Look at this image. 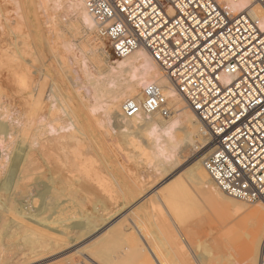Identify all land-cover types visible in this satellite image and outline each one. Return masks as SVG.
Instances as JSON below:
<instances>
[{"label": "bare ground", "instance_id": "obj_1", "mask_svg": "<svg viewBox=\"0 0 264 264\" xmlns=\"http://www.w3.org/2000/svg\"><path fill=\"white\" fill-rule=\"evenodd\" d=\"M31 1L29 5V0H0V191L11 197L15 194L12 191L27 190L28 194L36 193L34 196L41 203L40 208L33 210L31 196V202L25 206L22 203L21 207L24 213L32 215L40 229L16 225L11 235H20L24 247L34 249L33 252L57 249L59 239L54 233L43 231L45 227L54 229L45 215L77 206L80 186H94L109 199H117L118 191L114 193L112 188L114 180L111 182L105 175V159L111 154L125 153L129 161L142 159L146 167H151L149 172L164 175L168 168L176 171L182 167V175L202 188V193L210 196L211 204L220 203L226 209L218 238L228 256L227 263L258 264L264 240V203L251 207L218 190L203 165L212 148L203 152L209 146L205 125L176 93L148 52L138 49L126 58L113 60L107 47L96 43L99 38H91L96 34L97 25L86 9V0ZM223 1L236 11L251 6L264 28V9L259 4L251 0ZM65 5L69 10L66 11L74 14L68 25L73 39L60 34L61 25L67 26L61 21ZM150 83L164 87L174 113L167 120L158 115L124 119V102L133 97L143 98L144 88ZM108 128L114 135L107 132ZM122 140L130 151L122 147ZM185 189L183 184L175 190L176 194L186 192ZM163 192L164 189L156 191L153 200L166 207L169 198ZM10 205L9 213L17 209L15 202ZM243 215L249 221L253 219L250 232L247 231L251 222L245 223V219V225L249 224L246 231L237 223ZM177 225L179 229L183 226ZM137 230L127 228L119 234L110 233L102 242L83 248L76 238L74 248L82 249L61 261L69 263L78 254L93 264H188L182 251L169 253L165 258L153 253L154 242L134 236ZM191 240L188 244L193 247ZM149 255H156V259L151 260ZM203 258V264H212L209 258ZM16 263L17 260H9L0 264Z\"/></svg>", "mask_w": 264, "mask_h": 264}, {"label": "built area", "instance_id": "obj_2", "mask_svg": "<svg viewBox=\"0 0 264 264\" xmlns=\"http://www.w3.org/2000/svg\"><path fill=\"white\" fill-rule=\"evenodd\" d=\"M251 2L264 9V0ZM86 9L112 54L126 58L146 50L205 125L212 148L203 165L218 190L246 204L264 203V28L251 6L86 0ZM173 113L168 92L156 83L122 106L127 120ZM258 264H264V240Z\"/></svg>", "mask_w": 264, "mask_h": 264}, {"label": "rangeland", "instance_id": "obj_3", "mask_svg": "<svg viewBox=\"0 0 264 264\" xmlns=\"http://www.w3.org/2000/svg\"><path fill=\"white\" fill-rule=\"evenodd\" d=\"M29 2V5H31L32 1L29 0ZM29 8L28 10L30 11L31 8ZM66 8L67 7L65 5L61 10V18L63 19H61V21H63V24L66 22L67 26L61 25L62 31L60 34H64L67 38L71 39L72 36L69 31L70 28H68L71 26L68 25H70L69 23L74 14L67 12L69 10ZM12 9L13 8L11 7L10 10ZM32 9L36 10L34 7ZM81 37H83V35L77 36V39H74L75 42H77V40ZM95 37L98 38L96 34L91 35V38L94 39ZM94 40H96V38ZM97 41V44L101 42V44L105 45V47H107L106 49L111 52L110 46L105 40H103V38H99ZM112 57L114 58L113 60H121V58L115 56L114 54H112ZM107 132L114 135L111 128H108ZM113 140L116 139L114 138ZM121 144L126 152L128 150L130 151L131 148L127 145L126 141L122 140ZM211 146L212 145L209 144L203 152L208 151ZM118 155L119 154L117 153L111 154L105 159L107 172L105 175L111 179V182L114 180L112 184L114 183L113 185L115 187L112 185V188L113 190L115 188L114 193L118 191L115 194L117 199H109L107 194L102 193L94 186H90L88 188L80 186L79 190L82 191L78 192V195L81 197H79L80 202L77 206L66 208L60 207L63 210L58 209L56 212H50L45 215V217H48L47 222L50 224L49 226L54 229L49 230L50 227H45L46 230L43 231L48 230L46 233H54L55 235L53 236L59 239L60 246L57 249L52 250L49 248L41 252H33L34 249L24 247L23 242L20 241V235H11V232L13 231L12 227L16 229V225L29 227V229H40L39 226L33 222L32 215L24 213L21 209L22 203L23 206H25V204L31 202V196H33L34 199H32L34 202L31 206L33 210H37L41 207L40 200H38L39 198L34 196L36 193L31 195L28 194L29 191L27 192V190L24 192L23 189H18L15 190V192L12 191L11 193L15 194H12L13 196L10 197L9 194L5 193V191H0V263H7L9 260H17L16 264H75L83 261L87 262L89 260L86 259V261L84 256L78 254V257L77 255L73 257L76 260L74 259L69 263H64L61 260L68 255H74L78 249H82L87 245L102 242L110 233L119 234V232L124 229L137 228L138 232L133 235L137 237L143 236L153 241L154 249L152 252L162 255L163 258L170 256L169 253L177 254V252L182 251L184 252V259L188 262V264H203V256L209 258L210 263L212 264H215V261L218 262V258V263L222 260L225 261L226 264H229L226 260L228 256H226V252H224L223 248H221L222 244L218 238V236L221 235L222 216L226 210L225 208L223 209L224 206H220V203H218L219 207L217 206V203H212V205L210 196L206 192L202 193V188L194 185L186 178V176L182 175V167L177 168L176 171L174 168H168L167 173L164 172L165 174L162 175L163 173L149 172V170H151L149 168L151 167H146V165L142 163V159L140 161V158L139 160L134 158L132 161L129 158V161L125 156V153L121 156ZM123 157L127 159L124 160ZM171 171L175 172L172 173ZM159 174L162 175V177L159 176ZM168 174L169 176H167ZM136 179L140 182H137ZM183 184H185L188 190L185 189L184 191L186 192L183 191L184 193L176 194L175 190ZM159 189H164L162 195L169 198V203H167L166 207H163L161 204L156 203V201L153 200L156 191ZM141 190L142 192L140 193ZM33 191L36 192L37 189L34 188ZM119 193H121V195ZM206 194L208 195L207 197L205 196ZM7 197L9 198L7 199ZM11 202L17 207V209L12 210V212L9 213L8 210L11 206L10 204H12ZM256 204L258 203L249 205L251 207H255ZM150 210L152 214L149 213ZM143 211L147 214L144 215ZM148 213L151 216H149ZM243 216L238 218V220L241 218V221L237 220V223L242 225L241 227L246 231V226L248 228L250 222L252 224H250L249 228L253 226V219L249 217L252 219V221H249L245 215ZM245 219V223L249 221L248 225H245ZM204 222H206L205 225ZM177 223L183 225V228L181 227L179 229ZM76 225H80L81 227L85 226L86 228L79 230L75 227ZM251 230L252 229L250 228L247 232H250ZM184 235L188 240L185 239ZM76 238L78 239V245L82 244L80 245L82 248L80 246L78 248H74L75 242L73 241ZM190 239H192L191 242L193 247L188 244L190 243ZM149 257L151 260L156 259V255H149ZM89 262V264H93L91 261Z\"/></svg>", "mask_w": 264, "mask_h": 264}]
</instances>
